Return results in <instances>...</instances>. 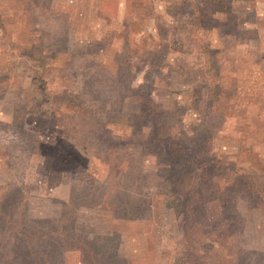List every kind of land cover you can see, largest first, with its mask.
Segmentation results:
<instances>
[{
  "label": "rangeland",
  "instance_id": "1",
  "mask_svg": "<svg viewBox=\"0 0 264 264\" xmlns=\"http://www.w3.org/2000/svg\"><path fill=\"white\" fill-rule=\"evenodd\" d=\"M102 1L52 0L55 12L44 15L27 0H0V204L11 214L0 216L2 264L17 253V240L26 239L25 251L38 235L61 264H89L82 246L98 237L108 240L116 264H192L183 255L190 245L222 258L216 240L223 239L264 253V204L244 194L233 207L219 194L245 172L264 186V0H233L227 13L206 0H152L139 17L132 0ZM127 16L129 36L159 63L147 81L136 66L132 85L152 81L148 90L174 136L183 128L211 136L204 160L212 162L205 174L212 190L208 214H197L201 227L180 223L185 212L170 175L179 165L147 153L144 134H131L126 117L114 116L112 68ZM108 32L115 42L99 59L87 41ZM21 108L26 120L18 128ZM46 140L64 150L71 143V161L51 154ZM76 147L87 164L78 163ZM5 191L18 202H1Z\"/></svg>",
  "mask_w": 264,
  "mask_h": 264
},
{
  "label": "trees",
  "instance_id": "2",
  "mask_svg": "<svg viewBox=\"0 0 264 264\" xmlns=\"http://www.w3.org/2000/svg\"><path fill=\"white\" fill-rule=\"evenodd\" d=\"M151 1L152 0H132V16L139 17L144 15L147 9H149V6H147L146 3H150ZM206 1L215 5L219 11L227 13L233 0ZM27 2L30 3L31 7L39 14L51 15L55 12L52 7V0H27ZM104 2H106V0H103L101 4ZM133 17L130 18L127 16L123 19L122 26L125 29L123 35L124 41L122 42L121 48L117 50V54L114 56L115 61L113 62V65H115V67L114 69L112 68V74L116 77L115 86L118 88L117 91L114 90L116 91L115 105L112 103V105L116 106L114 116L126 117L129 124L128 129L130 130L131 134H144V145L145 151L147 153L154 154L158 161L161 158L160 156H165L179 165L174 170L172 168V172L168 168V173L171 172L170 175L176 177L175 180L172 179L171 181L172 196L175 198H180L182 203L180 207H183V212H185L180 223H184L186 227L187 224L189 226L193 224L195 220L197 223H199L194 224L197 227L198 225H201L197 214H202V212H206V214H208L209 212V199H207V196H210L209 190L211 192L212 189H207L205 174L207 173L208 167L211 166L212 162H209V160H204V158H210V149L207 148V143H210L211 136L206 130L205 132H200L196 135H193L186 128H183V132L180 131L176 136H174L172 133L171 121L165 116V111L162 110V108L157 104L156 99L152 94L154 92V89L152 88V81L151 84H148L149 82L145 83L144 80V82L138 87L132 85V82L136 77H134L132 72L138 69L136 66L141 67L140 71L145 70L146 78L150 73V70H154L156 65L159 64L158 58H153L151 62H149L150 60L147 58V56L152 54L153 51H151V53L149 50H144L141 53L140 45L135 42L133 36H129L131 35L130 25L133 23ZM159 35H161L162 41L168 38L167 35H162L161 31ZM114 42L115 38L111 37V34L108 32V34L104 36L101 35V37L94 40H88L87 49L92 46L98 47V50H94L91 53L96 54V57L98 56L100 59L104 53H107L108 47L113 45ZM100 44H103V46ZM165 47L166 50H168V45H165L164 47L162 46L160 48L159 52H161ZM120 55H124L123 57L126 58V61L120 60ZM128 63H130V67L125 69V65ZM150 88L153 90L149 91L148 89ZM118 106H123V108ZM16 112L17 113L14 117L15 124L18 128L23 127L26 120V110L25 108H21ZM111 115H113V111H111L109 114V116ZM105 118L106 123L113 119L107 116ZM144 129H146L145 133L142 132ZM46 141L50 142L48 140ZM65 144L67 145L66 150H64L60 143H54V145L49 146L52 150L51 154H56V156L62 158V163L70 162V155H72L71 150L72 152L74 151L71 143L68 144L67 141H65ZM41 145L42 144L38 143L36 146ZM45 146L46 145H44V147ZM68 150L69 152L67 157L65 152ZM76 157L80 159L78 163L85 161V159L86 164L88 163L87 155L77 147ZM243 175H241L243 178L232 180V184L225 187V190H219V194H221L226 202L233 207L238 201L237 199H239V197L244 194L249 197L250 202H252L253 205L260 206L261 203L264 204V186L257 184L255 178L252 179L251 176L253 175L251 172H245ZM241 189H245L246 192L240 193ZM19 197L20 196L14 193V198L9 199V191H5L1 202L6 199L11 201L14 200L13 202H18ZM2 204L5 205L4 203ZM3 205L0 204V216L3 218H9L10 220L11 214L7 207ZM23 209H26V207ZM1 211L3 212L1 213ZM23 235L27 238L29 237V235ZM38 236L39 237L30 236L31 238H37L38 245L35 247L28 246L25 251H21L20 246L23 248L21 242H25L26 239L17 240L19 245L18 250L16 251L17 253H13L7 258V264H61L62 260L60 259V256H56L54 254L59 252L52 251V247H54L52 242L46 240L45 235ZM216 242H218L220 247H223L219 248V250L222 251L220 254L222 255L223 252L226 253L222 256V258H210L208 255H202L200 254L198 248L192 245H190L188 248H185L186 250L183 255L188 256L189 259L192 260V264H264V253H260L256 250L245 251L244 249H241L240 246L235 247L232 245L234 248L229 247V244L225 243V239L216 240ZM85 243H88L86 248L84 246L82 247L88 255L89 264H104L103 262L105 261L106 264H116V262L112 263V261L115 260L116 255L112 254V252L109 250H105L109 246L108 240L103 237H98L91 241L85 239ZM2 254L3 250H0V264H2V258L5 259V256H2ZM182 259L184 260V258ZM183 260L180 261V263H182Z\"/></svg>",
  "mask_w": 264,
  "mask_h": 264
}]
</instances>
